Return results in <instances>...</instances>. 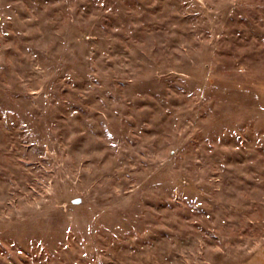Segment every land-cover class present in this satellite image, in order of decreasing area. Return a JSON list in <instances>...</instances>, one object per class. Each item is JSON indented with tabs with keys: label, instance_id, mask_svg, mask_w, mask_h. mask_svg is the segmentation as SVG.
<instances>
[{
	"label": "rangeland",
	"instance_id": "obj_1",
	"mask_svg": "<svg viewBox=\"0 0 264 264\" xmlns=\"http://www.w3.org/2000/svg\"><path fill=\"white\" fill-rule=\"evenodd\" d=\"M0 264H264V0H0Z\"/></svg>",
	"mask_w": 264,
	"mask_h": 264
}]
</instances>
